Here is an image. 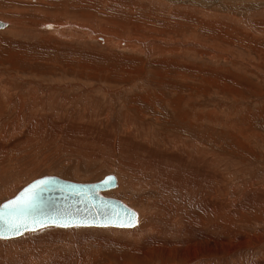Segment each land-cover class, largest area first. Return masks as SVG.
Returning <instances> with one entry per match:
<instances>
[{
    "label": "rangeland",
    "instance_id": "obj_1",
    "mask_svg": "<svg viewBox=\"0 0 264 264\" xmlns=\"http://www.w3.org/2000/svg\"><path fill=\"white\" fill-rule=\"evenodd\" d=\"M0 20L10 21L19 27V30L14 28L13 33L0 30V76L8 80L5 83L11 85V92L30 89L35 94L49 93L47 98H51L52 107L51 110L48 107L47 113L52 110L58 114L65 113V117L62 114L64 121L69 119L70 122L76 121L77 116L70 119V113L76 110L84 131L89 128L101 132L99 136L97 133V136L95 133L88 134L90 141L95 136L93 143H101L108 138L104 134L108 126L115 128L110 136L111 140H115L122 135V125L129 119V123L133 124L132 129L142 130L143 135L149 131L154 138L150 139L157 143L153 146L145 145L141 140L135 141L136 149L160 150L165 158L160 159L163 166L166 160L176 165V160L168 151L170 149L161 141L163 137L180 138L177 141L185 140L189 146L207 151L214 160H220L218 164L221 162L222 166H218L219 179L206 182L201 190L200 195L204 194L206 199L209 193L215 194L217 189L219 201H225L224 193L233 189L228 202L234 200L235 206H245L248 202L246 198L250 195H241L245 186L256 189V196L259 195L258 190L264 189V0H0ZM19 31L21 36L15 34ZM113 34H118V39L111 40L110 35ZM104 38L108 43L113 41L114 47L105 48L104 43L102 45ZM135 39L165 44H148L145 47L148 51L144 52L129 44ZM150 50H155L157 54H149ZM62 99L67 102L65 110L58 107L64 102ZM84 111L96 121L84 117ZM2 112L10 122L16 116V113H9L6 109ZM43 120L44 131H48L51 120L46 115ZM52 121L55 122V119ZM9 131L13 132V129L9 128ZM46 135L42 136V140ZM58 143L59 140H52L46 146L48 150L40 151L44 153L40 155L48 159L42 163L47 166L26 173L27 180L22 179L9 195L0 196V204L12 198L26 184L43 176L88 183L113 174L118 185L105 195L121 200L139 214L140 208L146 211L145 205L151 199L162 198L165 189L176 187L174 179L181 175L176 174L171 181L158 175L152 179L140 176L143 180H151L147 182L156 186V193L159 194L152 190L132 193L129 189H121L123 181L131 178L124 173H140L141 167L135 165L138 170L128 165L127 168L122 167L117 164V154L111 150L104 152L112 153L111 160L105 155L88 160V152L84 153L87 156L82 154L81 157V152H77L76 156L70 154L76 151L71 152V148H66L67 152L53 150ZM122 143L125 144L124 141ZM128 143L127 146L132 147ZM88 147L91 150L106 149L102 144L99 149ZM23 154L25 157V151ZM150 155L157 156L141 152L133 162L141 166L150 159ZM26 161L22 160L21 165ZM185 166L182 167L187 173L193 169L188 163ZM28 168L23 167V170ZM210 173L207 171L208 175ZM188 179L186 175L185 181L188 182ZM166 194L172 206L181 204L183 197H187V211H197L196 215L202 218L212 216L208 204L194 200L187 191L180 194L173 190ZM240 197L244 200H239ZM230 204L226 209L232 208ZM223 208L220 207L221 223L218 226L220 238H227L231 230L251 236L247 249L241 253V262L230 264L263 262L264 240L257 243V236L264 234V206L248 207L246 215L243 218L240 216L242 221H230L229 228L226 223L228 213ZM68 228L49 226L33 232ZM98 230L103 229L99 227ZM103 237H108V234L87 232L86 238H80L81 241L87 239L92 242ZM116 238L121 240L120 249L112 246V250L108 248L110 250L104 251L101 246L93 245V248L100 250L97 264H116L121 259L131 261L130 253L136 246L119 236ZM2 241L7 240H0V255L6 254L8 247ZM93 259L92 253L86 261ZM40 261L42 257L36 255L25 263L20 260L9 263L40 264ZM183 263L178 260L177 264ZM0 264L5 263L0 261Z\"/></svg>",
    "mask_w": 264,
    "mask_h": 264
},
{
    "label": "bare ground",
    "instance_id": "obj_2",
    "mask_svg": "<svg viewBox=\"0 0 264 264\" xmlns=\"http://www.w3.org/2000/svg\"><path fill=\"white\" fill-rule=\"evenodd\" d=\"M149 1H157V0H149ZM152 3L155 4L156 2L155 3L152 2ZM187 9H189V7ZM72 17L70 16V18ZM76 20L78 21V19ZM0 22L4 23V27L3 29H1V31L7 30V32L13 33L12 31L14 28H16V30H19L18 25L13 24L10 21L4 22L0 20ZM86 23L85 25H87ZM65 26L68 25L65 24ZM19 33L20 31L16 32L15 34L20 35L21 33L20 34ZM106 36L107 35H105V38ZM110 36H111V40H116L119 37L118 34L115 35L113 34ZM105 38L103 39L102 45L104 43L105 48L108 47L113 48L114 47L112 43L113 41L108 43L106 42L107 38L106 39ZM129 42H130L129 44H132L133 46L139 49H143L144 52L148 51V49L145 48L148 47V44L150 45L165 44L157 41L155 43H150L145 41L144 39H139V40L135 39L134 41H129ZM148 53L152 55L155 53L157 54L155 50H150ZM60 80L62 82L64 81V78ZM6 81L8 80H5V77L0 76V196L7 195L11 191H13L15 186L19 182H21L22 179H25L26 173L47 166L42 163H45L46 161H48V159L42 157L40 154L43 152L40 153V151L44 149L45 151L48 150L46 146L52 140H59L57 148L53 149V150H59V152L62 150L67 152L68 149L67 150L65 149L71 148L69 149L71 150V152L72 150L73 151L76 150V151L70 154H75L76 156H77V152H81L80 155L81 157L82 154L88 152L89 153L88 155L89 157H87L88 160L97 158L100 155L102 157L103 155H105V157L108 158V160L109 159L111 160L113 158V155H111L112 153L110 152H109L110 154L104 153L106 150L108 151L111 150V152L114 151L117 154L119 158V160L117 159L118 161L116 160L117 164L122 165V167L124 165L125 168H127L126 166L128 165V166H132L129 168L136 170H138L137 169L138 166L141 167L139 168L140 173L128 174L127 171L124 173L127 177H129L128 175H130L131 178L129 180L127 179L126 181H123L124 184L121 186V189H129V191L132 193H138V191L143 193L147 190H152L156 193L157 190L156 186L147 182L151 180H143L141 177L152 179L154 177H157L156 175H158V177L160 178L162 177L161 179H168V180L170 179L171 181V177L176 176V174H181V175L177 176L174 179L177 182V184L175 183L177 185L176 187L173 186L174 188L172 189L171 186L172 190L165 189L166 191L163 192L165 196H163L162 198L157 197L155 200L151 199V201L148 202L147 205H145L147 207L146 211L145 209L140 208L138 210L139 214H137L136 212V221L134 224L135 225L137 224L136 225L137 227L134 228L131 227V229L121 228L123 230L112 229L110 227H101L103 230H98L99 227L97 229L94 227L93 228L91 227L90 229L89 227L88 228L75 227L70 229L68 228L65 230L46 229L39 232H30L29 234L28 233L24 234L25 236L24 235L20 236L21 238L20 237L16 239L13 238L11 240H9L8 237H6L5 240L7 241L4 242L5 244L8 245V247L6 249V254L0 255V261L4 262L5 264H10L9 262L14 260L24 261L25 263L34 256L40 255L42 257V261H40V264H71V263L97 264L100 258V250L97 248H93V245L101 246L104 251L110 250L111 249L110 247L112 246L114 247L116 246V249L117 248L120 249L122 244L121 240L116 238V236H119L120 238H123L127 240L129 243L136 246V249L132 250L130 253L131 261H125L121 259L116 264H135V263L177 264L178 260L183 261L184 262L183 264H230L233 262L236 263L241 262L240 261L241 253H244L245 250L247 249V245L249 243V239L251 236L248 233L243 234L231 230L230 232L231 234H228L227 238H223V239L220 238V235L218 233L219 232L218 226L221 223L219 221V217L221 215L220 207L224 206L225 208L223 209L226 210L228 213V216L226 217V223L229 228L230 221H234L236 219L242 221L243 218L242 216L246 215V211L249 208L250 209L261 208L264 206L263 188L258 190L259 195L256 196L254 195V191H256V189L253 190L251 186H245L240 192L241 195L250 194L246 198L248 202L245 206H235L234 205L235 202H233L234 200L228 202L230 199L229 196H231L233 189L227 193H224V195H226L225 201L224 199L222 201H219V196L217 195V189L215 194L209 193L208 194L209 198L206 199L204 194L200 195L201 190L203 189L206 182H209L210 180L217 181L216 179H219L218 166H222V164H220L221 162L218 164L220 160L218 162L216 161L217 158L214 160L213 156L210 157L208 153H206L207 151L203 152V150H198L199 147L197 146L195 147H193V145L189 146V144L186 143L185 140L177 141L180 138L174 140L172 138L166 139L165 137H163L161 141L168 146L167 148L170 149L168 151L170 152L172 157L176 160V165H171L166 160V162H163L165 163V166H163L161 164L160 159L164 160L165 158L161 155L160 150L136 149L135 141L141 140L143 144L145 145L150 144L153 146L157 145V143L150 139V138L152 139L154 138L152 137V135H150V132L148 130L145 129L148 132L144 133L143 135L142 130L138 128L132 129L133 124L131 125L129 123V119H127L126 122H124L125 125L124 124L122 125V135L114 138L115 140H111L110 138V136L112 135V130H114L115 128L113 129L110 128L111 126L110 127L108 126V128L105 130L104 133L108 138L107 139L105 138V140L101 141V143L100 142L93 143V140L95 139L94 137L97 136V134L99 136L101 132L98 133L96 129L92 131L89 128L88 129L85 128L86 131L85 132L84 127L81 126L80 116H78L79 114L77 113L76 110L70 113L71 116L70 119L75 118V116H77L76 121L72 120L68 122L69 119L64 121V118L62 117L63 113L58 114L55 112V110H52L50 113L49 112L47 113L48 107L49 109L52 107L51 98H47L49 97V93L45 92V93L35 94V92L32 93L30 89L27 90L21 89L22 91L19 92L18 91L11 92L9 87L11 85L5 83ZM67 84H68V80H67ZM14 96H16V98H14ZM44 97H46V100L44 99ZM62 100H59V102ZM63 101L64 102H61L58 107L62 110H65L67 107L66 106L67 102H65V100ZM144 102L147 103L146 101ZM3 109H6L9 113L12 112L16 113L15 118H13L11 122L9 120V117H5L4 115L5 113L2 112ZM77 110L79 112V109ZM87 111H84L83 113L84 117L88 118L92 122H95L96 120L91 118L92 115ZM95 114L96 113H94L93 115ZM45 115L51 120L49 124V129L46 128L48 129V131L45 130L46 132L44 131V126H43V121H44L43 117ZM52 119H55V122H53ZM107 119H106V123H107ZM59 120H63V121H59ZM9 128H12L13 132L9 131ZM23 131L27 132L28 134L24 133ZM89 133L90 134L97 133L95 136H93V139L91 138V141L90 139H88ZM44 134L47 135L45 139L43 138L44 140H42V136H44ZM105 135H103V137H106ZM81 137L83 138L81 139ZM99 138L100 137H98L97 139ZM101 139L102 138H100V140ZM123 141L125 142V144L122 143ZM127 142H129L128 144H130L132 147L127 146ZM100 144H102L104 146L103 148L106 149L91 150V147H88V146H95L97 149H99ZM24 151L26 154L25 157L23 154ZM141 152L144 153L150 152L152 154L154 153L157 156L154 157L153 155L152 156L150 155L151 156L150 159L148 158L149 160L146 163L141 164L140 166V164H137L133 161L136 160L137 154ZM96 153L97 156L95 157ZM83 156H87V154L86 155L84 154ZM22 160H27V161L24 162L23 165H21L20 162ZM186 163L193 166V169L188 173L185 171V168L182 167L183 165L185 166ZM135 165H137V168L135 167ZM23 167L25 168L29 167V168L26 171H24ZM185 167L187 168V166ZM118 168L119 167H117V169ZM207 171L209 172L211 171L210 173L211 175L210 174L208 175ZM122 172L124 171L122 170ZM131 172L133 173V171ZM186 175H188L190 178L188 179V182L185 181ZM227 175L228 174L226 173V176ZM30 176L32 177V175ZM228 177L230 178V175H228ZM26 180L27 179H25V181ZM166 186L164 185V187ZM173 190L178 191L180 194H183L184 191H187L190 197H192L194 200L198 199L197 201L201 202V204L203 202H206L209 208L208 211H210V214L212 216L210 215L211 217L208 216L207 218H202L196 215L197 211L194 212L193 210L187 211V205H188L186 204L188 203L186 200L187 197H183L182 195L181 196L184 198V201L181 204H179L180 202L177 200L179 202V203L177 202L179 205L175 204L176 206H172L168 202L169 195L167 196L166 193H168V191H173ZM173 193L174 192H172V194ZM190 197L188 198V200H190ZM239 200H244V199L240 197ZM227 204H230L232 208L226 209ZM38 213L40 214L41 212L39 211ZM231 228L232 227H230V229ZM14 232L15 231L12 232L5 231L0 233L4 234V236H8L10 234H13ZM87 232H98V233L106 232L108 234V237L105 238L103 237L92 242L88 241L87 239H83L81 241L82 238L80 237L83 236V238H86ZM263 237L264 234H260L259 236H257V239H259V242L257 241V243H261V241L264 240ZM4 242L2 241V243ZM38 242H42L43 244ZM36 243L40 245H37ZM92 253L94 254V259L90 262H87L86 258ZM222 254H224V257L222 256ZM159 260L162 262H160ZM258 264H264V261L263 262L261 261Z\"/></svg>",
    "mask_w": 264,
    "mask_h": 264
},
{
    "label": "water",
    "instance_id": "obj_3",
    "mask_svg": "<svg viewBox=\"0 0 264 264\" xmlns=\"http://www.w3.org/2000/svg\"><path fill=\"white\" fill-rule=\"evenodd\" d=\"M3 27L4 23L0 22V30ZM38 182L46 183L40 186L31 205L18 217L28 227H22L18 233L15 231L8 236L19 235L24 231L47 225L119 227L116 225L128 222L130 217L135 216L136 221V213L123 202L102 196L103 192L116 186L117 181L113 175L105 176L102 180L93 183H77L45 176L28 184L12 199L0 205V232L14 231L8 227L9 217L4 205L22 197ZM8 236L0 233V238Z\"/></svg>",
    "mask_w": 264,
    "mask_h": 264
},
{
    "label": "snow or ice",
    "instance_id": "obj_4",
    "mask_svg": "<svg viewBox=\"0 0 264 264\" xmlns=\"http://www.w3.org/2000/svg\"><path fill=\"white\" fill-rule=\"evenodd\" d=\"M46 182H38V184L33 185L30 189L26 191V193L18 198L15 201H10L9 204L4 205V208L7 211V215L9 217L8 220V227L17 233L20 231V229L27 228L28 225L21 222L18 217L19 215L24 212L32 203V201L35 199L36 191L40 188V186ZM135 216L130 217L128 222L126 223H120L116 226L119 227H132L134 226ZM67 226V225H64Z\"/></svg>",
    "mask_w": 264,
    "mask_h": 264
}]
</instances>
